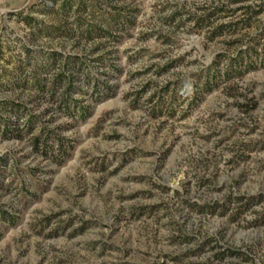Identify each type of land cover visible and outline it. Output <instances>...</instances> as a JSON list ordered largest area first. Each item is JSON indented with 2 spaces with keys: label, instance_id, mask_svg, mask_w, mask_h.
Masks as SVG:
<instances>
[{
  "label": "rangeland",
  "instance_id": "374dc122",
  "mask_svg": "<svg viewBox=\"0 0 264 264\" xmlns=\"http://www.w3.org/2000/svg\"><path fill=\"white\" fill-rule=\"evenodd\" d=\"M74 1L0 0V264H264V0ZM39 52L63 59L44 74Z\"/></svg>",
  "mask_w": 264,
  "mask_h": 264
},
{
  "label": "trees",
  "instance_id": "16d2710c",
  "mask_svg": "<svg viewBox=\"0 0 264 264\" xmlns=\"http://www.w3.org/2000/svg\"><path fill=\"white\" fill-rule=\"evenodd\" d=\"M54 5H50V6H46L47 9L50 11V12H53L54 10H60L64 16H67L68 12L72 9V6L75 4V1L74 0H63V3L60 5V8H57L56 7V3H53ZM81 6V5H79ZM85 5H83V7H78V11L83 13L86 9H85ZM91 15V18L94 20L95 17H94V12ZM121 13H116L114 15H112L111 17V20L110 22L115 25H119V23H121V20L120 19L121 17ZM79 20V17L78 19ZM85 20V19H84ZM82 24H86V30L83 31L84 34H85V37H83V32H80V37L82 38H86L88 40L92 39L93 36H97V32H99L101 34L102 31V28L97 26L96 24H93V23H90L89 21L85 20L83 23H80L79 26H81ZM122 24V23H121ZM26 55L28 56V59L27 60H30V59H36L33 55H31V53L29 51H26ZM40 57L41 56H45L44 60L41 59L40 60V65H41V69L40 72H43L44 71V74L45 72L48 70L47 68H51V67H55L56 64L61 61L63 58H62V55L57 53V52H46L45 54H42L39 52L38 54ZM240 59L237 58L235 60H231L230 61V64H229V67L227 68V70L225 71V75L224 77L227 78L228 75L231 73V69L234 67L235 63L238 62V60ZM65 61H68L69 63H65V71H63V73H59L56 78L53 80V83L51 84V98L54 99L55 96H56V93L58 91V88H61L63 85H66V89L63 91V93L59 96V103H60V108L62 109H65L66 111H69L68 108L71 106L70 104H73V102L71 101L70 99V94L69 92H71L73 90V80H70L71 78H73V74L74 72L75 73H82L81 70L76 66L77 62L79 60L73 58V57H69V58H66ZM71 64V65H70ZM23 67H25V64L23 63H19L16 65V70L19 71V73L23 70ZM213 68V67H211ZM210 68V69H211ZM70 71V78H68L65 74L66 72ZM210 71V70H209ZM230 73H229V72ZM219 72H215L214 75H207L206 77V83H205V87L207 88V90H209L211 88V86H213V81L219 77ZM22 77H19L16 75V77H13L10 82L16 86V87H19L20 85V82H24L22 84L23 88L25 87L24 85L25 84H28L31 82L32 84V87H36L39 91L41 92H44V81L45 79H41L39 77H36V76H30L28 78H26L25 80H22L21 79ZM84 79L86 80L85 82L87 83V79L88 77H84ZM3 109H6V108H9V112L10 113H13L15 116L17 115H20L21 116V108L19 106V104L13 102V101H5L3 103ZM8 106V107H7ZM59 108V109H60ZM81 116H84L86 114V112H82L80 113ZM4 127H3V133L7 136L8 133H14L15 131H13L11 129V126H15L16 125V122L17 121H10L9 119L7 121L4 120ZM35 118L30 116L27 121H26V126L28 127V130H31V128L35 125ZM56 137L53 135V133H50V132H47L45 135H43V133H39L36 137H34L33 139V146H34V149L37 151V150H40L42 149L43 153L47 154L50 152V147L48 145L49 142H56L55 141ZM57 140V139H56ZM61 141V140H60ZM60 141H57L58 142V149H59V152L62 154L65 153L64 149H63V144L62 142ZM54 162H58V159L54 157V154L52 152H50V155H49ZM236 201H241V199H236ZM259 202V200H253L252 198L247 200V203L245 205L242 206V208L245 210L247 208H249L251 205L253 204H257ZM222 208V211L221 213H225L226 210H227V206L224 205L221 207ZM241 208V209H242ZM216 209V206H205V207H202L199 209V212H209L210 214H213L214 213V210ZM241 210L239 211L238 215L241 214ZM2 215V217L5 215V213H0ZM8 220V218H6ZM236 255L235 253H232L230 252L228 254L229 258L233 259V258H236ZM223 257V256H222ZM224 258H222L221 260H223Z\"/></svg>",
  "mask_w": 264,
  "mask_h": 264
}]
</instances>
